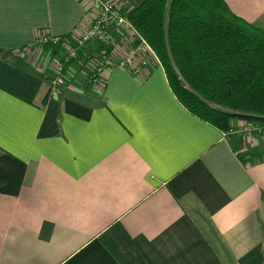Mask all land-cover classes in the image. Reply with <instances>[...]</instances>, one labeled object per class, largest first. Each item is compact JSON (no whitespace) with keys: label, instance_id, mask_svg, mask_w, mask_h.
Here are the masks:
<instances>
[{"label":"crops","instance_id":"0c3cea01","mask_svg":"<svg viewBox=\"0 0 264 264\" xmlns=\"http://www.w3.org/2000/svg\"><path fill=\"white\" fill-rule=\"evenodd\" d=\"M224 2L264 18V0ZM85 15L0 0V264H264V136L240 144L192 116L156 64L89 89L83 71L43 103L50 81L24 52Z\"/></svg>","mask_w":264,"mask_h":264},{"label":"trees","instance_id":"16d2710c","mask_svg":"<svg viewBox=\"0 0 264 264\" xmlns=\"http://www.w3.org/2000/svg\"><path fill=\"white\" fill-rule=\"evenodd\" d=\"M123 11L154 52L170 91L188 113L218 129L226 138L238 137L240 144L244 137L235 129L240 122L256 128L250 132L251 138L264 136L263 29L236 16L224 0H144ZM71 35L57 37L56 44H33L30 49L41 54V61L60 63L66 45L76 47ZM39 36L40 33L36 38ZM76 51V59L66 63L64 71L74 78L68 83L62 79L56 88L73 83L89 60H99L103 51L106 55L111 53V47L94 41L84 48L76 47ZM48 73L42 77L52 81L51 70ZM87 80L88 75L85 82L89 89ZM49 94L50 91L44 104ZM260 154L249 155V161ZM245 156L240 155L239 159L245 162Z\"/></svg>","mask_w":264,"mask_h":264},{"label":"built area","instance_id":"2783aa9c","mask_svg":"<svg viewBox=\"0 0 264 264\" xmlns=\"http://www.w3.org/2000/svg\"><path fill=\"white\" fill-rule=\"evenodd\" d=\"M86 13L82 23L72 33V40L77 48H84L90 43L102 42L111 47V53L103 51L98 59L89 60L84 66L88 75L87 83L90 87L102 85L105 74L112 68H121L130 72L135 77H142L145 71L153 64L159 65L158 59L146 41L138 34L136 29L124 13L125 2L119 0H79ZM57 37H50L40 33L34 44H56ZM76 47L66 45L65 51L60 54V63L42 60L40 71L49 74L51 70L53 80L50 81V93L56 91L58 82L62 79L68 83L71 80L70 72L65 71V65L71 59H76ZM113 47V48H112ZM29 56V53L24 52ZM79 66L81 64L79 63ZM237 132L242 133L244 140L250 138V132L256 128L250 123H238ZM236 131H230L233 134ZM264 131V129H263Z\"/></svg>","mask_w":264,"mask_h":264},{"label":"rangeland","instance_id":"374dc122","mask_svg":"<svg viewBox=\"0 0 264 264\" xmlns=\"http://www.w3.org/2000/svg\"><path fill=\"white\" fill-rule=\"evenodd\" d=\"M254 24V23H253ZM256 26H258L259 28H261V29H263L264 30V18H262L259 22H257L256 24H255ZM29 55L31 54V53H34L33 55L36 57V60L39 58V55H41L40 53L38 54V55H36V50L35 49H31L29 52ZM25 54V53H24ZM38 57V58H37ZM80 80V81H79ZM79 81V82H78ZM81 81H82V78H80V77H77V78H75V80H74V83H76V84H80L81 83Z\"/></svg>","mask_w":264,"mask_h":264},{"label":"water","instance_id":"95a60500","mask_svg":"<svg viewBox=\"0 0 264 264\" xmlns=\"http://www.w3.org/2000/svg\"><path fill=\"white\" fill-rule=\"evenodd\" d=\"M7 55H9V51H1V50H0V56H1L2 58H5Z\"/></svg>","mask_w":264,"mask_h":264}]
</instances>
